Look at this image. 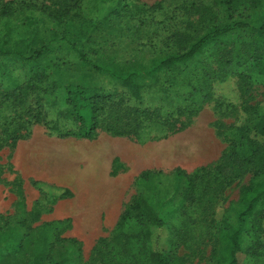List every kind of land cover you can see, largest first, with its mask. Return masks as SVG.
I'll list each match as a JSON object with an SVG mask.
<instances>
[{
	"label": "rangeland",
	"instance_id": "374dc122",
	"mask_svg": "<svg viewBox=\"0 0 264 264\" xmlns=\"http://www.w3.org/2000/svg\"><path fill=\"white\" fill-rule=\"evenodd\" d=\"M156 4L159 8H150ZM66 11L62 20L53 17ZM263 23L264 0L235 7L224 0H0V43L51 44L50 63H64L51 77L60 85L103 86L114 103L105 114L122 116L120 124L134 117V107L153 110L151 118L137 119L139 126L130 134L99 126L92 139L61 138L43 124L28 128L30 138L64 142L70 151L72 142L99 147L105 192L101 202L96 196L84 201L79 188L34 184L16 173L9 140L15 126L4 124L13 106L0 100V262L29 264L38 256V264H150V249L157 247L170 252L172 264H217L220 229L239 227V264H264V203L254 216L239 218L240 193L264 167L259 155L246 161L254 149L248 137H255L264 116V73L252 58L253 51L264 53L252 37ZM196 42L201 50L179 62V70L157 66ZM70 45L104 71L80 65ZM28 74L15 58H0V87L12 88ZM128 74L144 85L140 103L122 82ZM74 150L76 169L83 170L89 152ZM223 154L243 166L231 169L226 163L217 172ZM177 167L187 174L198 170V176L195 187L188 190L182 181L175 194L172 170ZM147 169L163 174L137 186L135 177ZM148 186H155L162 199L174 196L159 210L167 228L152 229L147 240L133 215L119 232V215L137 193L147 194ZM168 207L173 214H166ZM70 210L71 222L64 226L39 236L33 231ZM17 224L32 238L15 236Z\"/></svg>",
	"mask_w": 264,
	"mask_h": 264
},
{
	"label": "trees",
	"instance_id": "16d2710c",
	"mask_svg": "<svg viewBox=\"0 0 264 264\" xmlns=\"http://www.w3.org/2000/svg\"><path fill=\"white\" fill-rule=\"evenodd\" d=\"M224 1L232 7L246 3L255 5L258 2V0ZM150 8H159V4L152 5ZM67 14V11L64 13H54L53 17L62 20ZM252 35L254 41H258L259 44L264 46V23L260 27L255 28ZM70 47L78 53L80 65L90 66L95 71H104V66L92 63L86 57L85 53L76 46L70 45ZM51 49L52 45L44 43L43 41L38 44L17 41H4L0 43V58L6 60L15 58L29 73L28 78L15 83L12 88H8V86L0 87V100L11 103V106H13V112L8 115L10 121H4V124L15 126L11 131L9 139L13 147L18 140L30 137L31 130H28V128L35 124L47 126V128L57 132L61 138L73 136L92 139L99 126L104 127L112 134H130L139 126L137 119L142 118L140 116L145 118L152 117L153 110L134 107L131 109L132 116L134 117L129 119V123L123 122L120 124L118 121L122 116L117 118L116 116H112V113L105 114L106 110L110 109L114 103L112 94H106L103 86L82 82L58 84L51 77V72L59 66H63L64 63L60 65L50 63L52 61L51 58L49 59ZM200 50V43H193L186 52L176 57H167L160 61L157 66L179 70V62L191 58L199 53ZM253 52L252 58L254 65L259 72L264 73V53L256 54L255 51ZM43 61H45V64L41 66L40 63ZM2 75L4 74L2 73ZM5 75H8V73ZM122 82L131 97L140 103L142 95L141 88L144 85L134 82L131 74L124 76ZM58 91L60 94H58ZM19 108L20 111L17 112ZM67 123L71 127H66ZM239 130L243 131V128ZM256 134L261 136V141H258L259 138L256 137ZM248 140V145L253 146L254 149H249V155L246 161L253 162L258 155L264 160V116L255 126V137H248ZM234 160L230 158V155L223 154L221 163L215 170L217 172L220 171L221 167L226 163L230 164L231 169L243 166V163L241 165L239 160ZM204 169L200 168L199 170ZM260 170V175L258 177L254 175V178L251 179L250 183L240 193V201L242 203V211L239 213L240 221L254 216L258 212V206L264 203V167ZM197 171L192 174H187L178 167L172 170L175 194L182 181L185 182L188 190L195 187L194 184L198 176ZM162 174L161 171L154 169L142 170L135 177V184L137 186H145V183L153 177ZM33 183L37 184L38 182ZM147 188V194L142 192L137 193L125 207L119 215L116 228L117 230L122 228L130 220L131 216L135 215L141 229L144 228V238L151 240L152 229L160 230L167 228L165 218L161 216L159 210L170 204L174 196L169 194L166 199H162L158 197L155 186H148ZM66 193L70 194L69 191H66ZM185 204H188V202H185ZM173 213L174 209L168 207L166 214L170 215ZM63 224L61 222L43 223L33 229V231L36 230L37 236H39L38 234H45L46 231L48 232L54 228H59ZM17 225L18 228L15 231V236L32 238V234L29 235L27 233L28 231H25L20 224ZM30 228L28 229L30 230ZM240 233L241 229L239 227L220 229L216 242L218 245V249L216 250L218 258L217 264H239L238 255L241 251ZM70 241L71 243L77 242L72 238H70ZM262 256L264 258V250ZM149 262L150 264H172L170 252L163 248L152 247L149 252ZM0 264H7V262H0ZM29 264H38V256L30 258Z\"/></svg>",
	"mask_w": 264,
	"mask_h": 264
},
{
	"label": "crops",
	"instance_id": "0c3cea01",
	"mask_svg": "<svg viewBox=\"0 0 264 264\" xmlns=\"http://www.w3.org/2000/svg\"><path fill=\"white\" fill-rule=\"evenodd\" d=\"M69 145L71 151L69 148L66 149L64 142L48 144L34 136L18 140L10 158L12 168L27 181L57 185L66 190L79 188L82 192V200H94L96 196L101 202L105 192V177L102 168L104 160L99 155V147L94 144L75 142ZM74 149L89 152L86 154L88 161L83 170L76 169L75 158L79 155L74 153ZM70 212L72 211L55 214V218L49 223H65L69 219L71 222L72 213Z\"/></svg>",
	"mask_w": 264,
	"mask_h": 264
}]
</instances>
